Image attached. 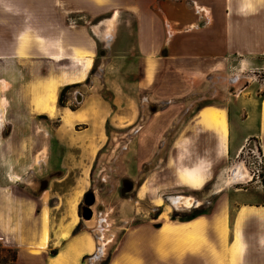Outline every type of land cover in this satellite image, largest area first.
I'll list each match as a JSON object with an SVG mask.
<instances>
[{"label":"crops","instance_id":"0c3cea01","mask_svg":"<svg viewBox=\"0 0 264 264\" xmlns=\"http://www.w3.org/2000/svg\"><path fill=\"white\" fill-rule=\"evenodd\" d=\"M67 11L110 15L73 26L65 20ZM121 11L133 19L125 56L118 53ZM98 43L108 49L101 56L112 59V68H119L113 59H127L128 88L179 99L218 77L224 80L232 69L264 73V0H0V253L14 251L13 259L0 264H83L95 248L86 231L72 233L76 222L49 231L48 186L38 178L30 184L28 173L39 161V122L53 115L46 109L48 94L55 92L56 102L61 87L87 79ZM243 86L250 88V80ZM257 87L255 97L241 100L248 108L245 124L235 115L241 132L234 147L237 151L250 136L258 145L259 199L237 205L232 218L219 208L200 214L203 225L195 236L176 241L159 232L178 221L168 219L158 228L136 225L108 264H264V86ZM226 110L201 105L176 136L189 140L190 149L201 148L206 157L196 163H205L207 178L217 147L231 151ZM213 111L224 120L225 142L209 118Z\"/></svg>","mask_w":264,"mask_h":264},{"label":"rangeland","instance_id":"374dc122","mask_svg":"<svg viewBox=\"0 0 264 264\" xmlns=\"http://www.w3.org/2000/svg\"><path fill=\"white\" fill-rule=\"evenodd\" d=\"M65 13V20L73 26L83 22L94 24L110 15V11ZM116 23L120 25L118 33L123 42L118 53L125 56V40L133 19L128 12L121 11ZM106 50L102 44H96L93 69L87 79L63 92L60 103L62 87L58 90L56 111L39 122V161L28 173L30 184L38 178V184L44 182L48 186V220L46 214L45 217L50 232L76 222L78 231L90 234L95 248L83 257V264L109 262L136 225L154 227L171 220V215L178 221L177 217L194 210H202L206 215L218 208L232 218L237 205L256 201L260 195V165L254 137L244 138L240 152L234 146L241 132L235 115L245 124L248 108L241 100L255 97L259 83L264 86L263 72L251 67L242 71L232 69V73L225 72L224 80L216 78L212 87L204 86L182 98L167 100L155 91L128 88L127 59H113L115 67H119L114 69L112 59L101 56ZM249 80L251 86L244 92V82ZM207 103L227 106L231 129V151L225 154L217 147L218 156H224H215L216 160L210 162L208 178L205 163H196L197 158L206 157L201 148L193 146L191 150L189 140L176 138L197 109ZM69 110L73 117L65 122L62 116ZM175 141L179 146H173ZM237 171L247 176H237ZM124 179L132 182L125 192ZM87 194L94 196V203L89 206L92 216L83 219L81 211ZM174 196L188 198L190 205L171 202ZM165 238L178 239L171 234ZM13 258L12 250L0 253L1 260Z\"/></svg>","mask_w":264,"mask_h":264},{"label":"bare ground","instance_id":"6f19581e","mask_svg":"<svg viewBox=\"0 0 264 264\" xmlns=\"http://www.w3.org/2000/svg\"><path fill=\"white\" fill-rule=\"evenodd\" d=\"M54 102H55V92L51 91L50 94H48V96H47V103L49 105H48V107L45 106L46 109L51 114H54V112L56 111ZM214 111H213V113L209 114V118L219 126L221 136H222V142H225V140H226V127H225L224 120L219 115H217V113H214ZM70 116H71V113L66 112V113H64V115L62 117H63V120L65 122H68ZM235 174H237V176H239V175L247 176L245 173H241L239 171H237ZM171 202H173V203L183 202L188 206L190 205V201L188 200V198H185L183 196H174L171 198ZM202 225L203 224H202L201 218H194L193 220H189L186 222H173V223L168 222L161 227L159 233L161 235L168 233V234H171L175 237L189 236V235H192V234L198 232L199 228Z\"/></svg>","mask_w":264,"mask_h":264},{"label":"trees","instance_id":"16d2710c","mask_svg":"<svg viewBox=\"0 0 264 264\" xmlns=\"http://www.w3.org/2000/svg\"><path fill=\"white\" fill-rule=\"evenodd\" d=\"M74 85V84H72ZM72 85H65L61 88V91H60V94L58 96V102L60 103L61 101V98H62V95H63V92H65L69 87H71ZM202 210H194L192 212H190L189 214H184V215H181L179 217H177V220L178 222H185V221H189V220H192L194 218H196L197 216H199L200 214H202ZM171 220L172 221H175L174 219L176 218L175 216L171 215L170 216ZM154 227L158 228L160 227V224H155ZM78 226H75V228L72 230V233H75L78 231ZM52 254L56 253V250H52L51 251ZM102 264H108V260L102 262Z\"/></svg>","mask_w":264,"mask_h":264},{"label":"water","instance_id":"95a60500","mask_svg":"<svg viewBox=\"0 0 264 264\" xmlns=\"http://www.w3.org/2000/svg\"><path fill=\"white\" fill-rule=\"evenodd\" d=\"M122 185H123L122 190L125 192V191L130 190V188L132 187V182L124 179L122 181ZM93 203H94V196L92 194H87L84 196L85 206L82 208V211H81V217L83 219H90L91 218L92 211L90 210L89 206L92 205Z\"/></svg>","mask_w":264,"mask_h":264},{"label":"built area","instance_id":"2783aa9c","mask_svg":"<svg viewBox=\"0 0 264 264\" xmlns=\"http://www.w3.org/2000/svg\"><path fill=\"white\" fill-rule=\"evenodd\" d=\"M243 148V146H241L238 150L239 152L241 151V149ZM257 159H258V162H259V165H260V169H259V173H258V176L260 177L261 176V165H262V159H261V154H260V151H259V148H258V145H257Z\"/></svg>","mask_w":264,"mask_h":264}]
</instances>
